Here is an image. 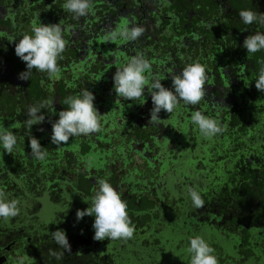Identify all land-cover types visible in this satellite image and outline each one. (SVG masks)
Segmentation results:
<instances>
[{"label": "flooded vegetation", "instance_id": "1", "mask_svg": "<svg viewBox=\"0 0 264 264\" xmlns=\"http://www.w3.org/2000/svg\"><path fill=\"white\" fill-rule=\"evenodd\" d=\"M231 1L92 0L94 14L76 19L73 14L62 9L65 0H0V33H7V36L0 37V111L11 108L10 115L0 112V126L7 128L13 124L17 125L11 130L17 136V146L24 147L27 152L22 156L14 147L13 153L9 154L0 146V157L3 159L0 161V189L6 192L9 199L21 201L19 216L8 222L0 219V264H13L17 255L25 254L31 258L26 264H161L156 255L174 253L183 243L168 247L166 251L165 247L154 246L157 240L153 233L158 235L162 229L168 230L170 221L167 217L170 216L176 222L180 215L183 220L176 231L178 236L184 231L189 234L187 238L195 235L204 237V224H207L208 227H216L219 233L226 234L225 236H228V231L235 233L238 239L241 238L235 244L237 247H264V217L253 219L241 203L242 195H248L253 189L260 187V184H264V132L261 146L255 147L254 138L249 137L247 145L240 148L244 154L240 153L238 163L234 167L235 179H231L233 181L230 187L223 184L225 190H230V193L221 197H218L212 188L215 181L219 182L217 176L213 175V168L220 165L218 158L214 159V163L212 159H208V163H211L209 169L206 170V165L201 167L202 172L200 171L196 178L201 162L198 160L196 172H186L184 164L179 162L184 155L181 153L183 146L175 148L179 144H169L168 148L173 150L168 155L160 154L162 159H159L163 161L157 160L152 170L143 168L124 180L127 172L122 165L111 163L103 151V145H94V135L70 137L68 144L61 147L51 143L52 127L49 120H57L59 111L67 109L68 106L63 103L66 97L76 96L85 88L93 92V85H96V77L102 67L98 59L104 61L106 55L110 56L111 52L120 58L127 56V59L142 53L148 59L153 54L146 45L159 40L166 43L161 51L156 50L160 52L159 56L169 52L168 54L176 53L178 57L174 59L175 65L170 68V78L172 73L180 72L186 63L199 60L204 64L205 60L214 56L211 59L212 65H206L208 77L214 78L210 84L207 83L209 79L207 80L206 96L200 103L207 101L210 107L204 111L205 114L220 121L223 114L217 115L214 111L219 107L217 103H220V107H227L228 102L240 105V90L244 87L252 88L255 84L254 76L251 77L252 81L245 80L246 69L252 65V58L242 45L244 39L255 34V29L259 27L256 23L245 25L239 16L244 7H239ZM255 1H258L257 4ZM259 1L261 0H249V7L245 9L264 11V5ZM34 19L37 24H62L68 45L63 59L58 61L62 70L59 79L49 80L46 73L35 69L29 80L22 81L18 78L19 74L27 69L25 62L15 54V43H18L23 34H32L31 23ZM119 24H127L129 27L141 26L144 33L136 41L123 42L120 48H116L111 42H105L103 37ZM173 35L176 38H172ZM9 37L16 40L10 42ZM103 49L108 52L106 55L102 54ZM199 53H203L201 61L197 58ZM219 56L220 63H215ZM91 59L94 61L91 62ZM71 64L72 68L77 67L79 70L80 66H84V72L81 74L85 79L83 83L72 80L69 69ZM169 64L167 62L165 67H169ZM109 70L113 71V68ZM222 73L226 78V85H223L221 77L217 78ZM41 80H44L43 85ZM100 83L105 85L102 81ZM212 88L217 90L215 95L209 92ZM233 88L239 91H234L233 94L230 90ZM48 99L54 104L53 108L41 110V114L45 115L44 123L28 129L24 124L28 108ZM214 105L216 106L213 107ZM253 105L256 108L262 106L261 103ZM17 109L20 110L19 113ZM242 122H246L247 126L253 124L252 121ZM41 128L43 131H40ZM232 128L239 130L240 122ZM244 130L246 129L242 127L241 132H245ZM30 135L37 138L42 147L48 150L44 161L52 162L51 164L42 165L41 162L44 161H36L35 169L33 165L30 166ZM193 136V132H188L185 138L190 141ZM75 141L79 148L80 144L84 143V149L74 148L75 144L69 146L70 142ZM191 151L193 152L192 146L190 157L192 155L193 158ZM96 152L100 153V156L93 164H101L98 167L93 165L91 169L86 168L83 159L95 156ZM185 152L189 155V152ZM66 160L69 162L64 163ZM161 165H164V168L169 167L168 171L166 169V177L164 174H157L163 168ZM176 169H180V172ZM204 171H208L212 176L208 177ZM115 174L120 176L119 179ZM100 178L107 179L121 194L122 199L131 203L127 210L135 225V232L133 238L128 241H95L92 228L95 217L85 216L77 221V210L90 206L96 180ZM199 179L205 181L201 182ZM166 182L169 183L166 185ZM188 187H194L200 192L205 201L202 209L197 210L192 206L190 198L186 196ZM141 201L146 203L144 208H140ZM155 213H161V217ZM58 229L65 231L71 245V253L65 252L59 260L49 254L50 250L64 251L51 236V233ZM246 231L254 234L249 236ZM165 242H168L167 239ZM226 259L230 260L225 256L224 260ZM224 260L219 264H229Z\"/></svg>", "mask_w": 264, "mask_h": 264}, {"label": "clouds", "instance_id": "2", "mask_svg": "<svg viewBox=\"0 0 264 264\" xmlns=\"http://www.w3.org/2000/svg\"><path fill=\"white\" fill-rule=\"evenodd\" d=\"M62 9L73 14L79 19L93 12L92 0H65ZM239 16L245 25L253 23L264 27V13L244 9L239 12ZM39 19V14H38ZM211 27V26H210ZM31 35L23 34L15 43V54L26 64V71L21 72L18 78L22 81L29 80L33 69L40 73H46L49 80L59 79L61 67L59 60L63 59L68 41L64 38V30L61 22L58 24H37V20L31 23ZM144 33L141 26L129 27L127 24H119L117 27L107 32L103 40L115 43L117 41L134 42ZM7 36V33H0V37ZM197 39L199 37H196ZM10 42L16 38L9 37ZM243 48L248 55L264 50V32L256 31L255 34L248 35L243 41ZM152 63L144 54L137 53L128 58L127 62L118 67L113 76L114 91L117 97L124 100H139L144 97L145 88L151 96L152 108L150 110L149 124H158L161 119L159 113L163 110L172 114L178 105H198L206 96V82L208 80L206 65L199 60L186 63L178 73L171 74L172 89L166 88L158 77H152L149 81L148 74L151 73ZM44 80H41V85ZM255 88L264 93V61L258 77L255 79ZM95 96L86 88L76 96H68L63 103L67 109L58 113L59 118L51 123V143L57 147L67 145L70 137L90 136L102 130V116L94 105ZM54 102L51 99L44 100L38 105L30 106L27 111V119L24 124L28 129L33 125L42 124L45 115L41 114L42 109L53 108ZM19 109L17 112L19 113ZM190 123L199 135L204 139H212L223 134L226 127L216 118L203 114L200 110L193 111L190 116ZM17 127L13 124L10 127L0 126V146L9 154H12L17 145V136L11 130ZM40 131H43L41 128ZM30 156L38 161L47 158L48 150L40 144V141L29 136ZM85 167L91 169L93 161L91 158L83 161ZM94 194L90 198V206L84 210L78 209L76 212L77 221L85 216H94L93 239L95 241H128L133 238L135 225L129 213L128 205L122 199L121 194L104 178L96 180ZM186 196L190 198L192 206L197 210L205 206V201L200 192L194 187L186 189ZM21 201L19 199H9L6 192L0 189V219L5 222L10 221L20 215ZM52 239L64 251L57 252L50 250V255L57 260L62 259L65 252L71 253V245L66 233L58 229L51 233ZM188 246L185 251L190 257L189 264H219L215 249L200 235L189 236ZM31 258L25 254L17 255L13 264H26Z\"/></svg>", "mask_w": 264, "mask_h": 264}, {"label": "rangeland", "instance_id": "3", "mask_svg": "<svg viewBox=\"0 0 264 264\" xmlns=\"http://www.w3.org/2000/svg\"><path fill=\"white\" fill-rule=\"evenodd\" d=\"M235 1H237V3ZM243 1H246V2L244 3ZM248 1L249 0H232L231 2L237 4L239 7H244V9H245L247 6L249 7ZM191 53H194V52H191ZM215 55L217 56L218 54L215 53ZM176 56H177V54L173 55V58H176ZM250 56H251L250 58H252L251 62H252L253 66L249 70H250V73L253 74L257 78L259 69L261 67V61H264V50H261L255 54H251ZM201 57H203V53H199L197 56V58H199L200 61H201ZM210 57H211L210 59L208 58L207 60L204 61V65H209V66L212 65L211 59L214 58V56H210ZM215 63H220V56L216 58ZM82 68H84L83 65H82ZM213 78H214V76H209L208 77L209 80L207 83L210 84L211 80ZM247 79L252 81L249 72H248L247 76H245V80H247ZM221 80L223 82V85H226L225 84L226 78L223 74H221ZM258 98L263 105L264 99L262 98V95L259 94ZM0 103H1V101H0ZM218 103H217V105L219 107L217 109H215L214 111L217 113V115L219 113L223 114V117L220 118L222 125H224L226 127V131L223 134H221L219 136L217 135L216 137H214L212 139H204L202 136L199 135L198 131H196L193 128L192 132L194 134V138L190 141H188L185 137L182 140H180L175 135H173L175 137V139H173L174 137L170 136V135H166L165 137H166V139L171 140V141H169L170 145L175 146L177 142L179 143V146H176L175 148L183 146V148L181 149V153H183L184 155L181 156L182 158L180 159L179 162H182V164H184L183 168L186 167V169H185L186 172H189V170L191 171V174L196 172V164H197L198 160L201 162V166H199V168H198L196 178L200 175L199 172L202 170V169H200L201 167H204L206 165V170L209 169V165L211 163H208V159H212L211 161H212V163H214V159L218 158V163L220 165L216 166V168H213V171L215 172V174H213V175L217 176V178L219 179V182L215 181L212 188H214L216 195L218 197H221L223 194L226 195V193L230 192V191H226V193H225V188H224L223 184H227L228 187H230L231 182L233 181L231 179L232 178L235 179L236 175L234 172V170H235L234 167L236 166V163H238V158H239L240 153H243L240 151L241 150L240 148H243V146L247 145L249 137L254 138L255 147L262 145V137H263V132H264V121H263L264 120V114H262V111H263V109H262L261 112H257L255 114H254V111L249 112L247 110V111L242 112V115H241L240 114L241 111L234 110V107H233L232 108L233 109L232 111L234 112L233 114L239 115L241 118V121H252V122H254L251 126L245 125L244 126V128L246 129V130H244L245 132H241V130L233 129L231 126L230 122H231L232 115H231V111H230L229 107H224V106L220 107V105H219L220 103L219 104ZM198 106H199V109L203 112L207 109V104L205 103V101L203 103H199ZM263 108H264V106H263ZM176 109L182 110L184 108H182V107H180V105H178V107ZM186 109H188L187 106H186ZM9 110L11 111V108H6L0 112L5 113L7 115H10ZM186 112H187V110H186ZM112 113H113V111H112ZM176 114H177V112L174 113V116L169 114V116H168L169 118L165 119V120L172 121L175 118ZM203 114H205V113H203ZM121 115H123V113L120 111L117 116H121ZM254 115L256 117H258L260 119V121H256V119L254 118ZM164 116H166V113L163 115V117ZM234 120L237 121L236 118ZM233 124H235V122H233ZM186 130H188V128ZM76 144H78L76 141L74 143L70 142L69 146L74 145V148H79V145L76 146ZM79 144H80V142H79ZM83 144H80L79 149H84ZM170 145H168V146H170ZM191 146L193 148V152L191 151V154L192 153L194 154V157H193L194 159L192 158V155L190 157ZM235 147L238 149L236 150ZM15 148L19 150V153L22 156L27 153L26 150H24V147H20V146L16 145ZM167 149L168 148H166L165 151H166V154L168 155V153L170 151H172L173 149H171V148L168 150ZM185 151L189 152V155H187L188 153H186ZM201 151H202V154H200ZM256 151H257V149H256ZM262 153L264 154V152H262ZM78 156H80V155H78ZM99 156H100V153L96 152V155L92 156L91 159L93 160V162L98 161L97 158ZM196 156L199 157V159ZM88 158H90V157H88ZM185 158H186V160H185ZM202 158H203V160H200ZM83 160H85V159H83ZM0 161H3L2 156L0 157ZM36 161L38 162V160L32 158L30 166L33 165V168L36 167ZM67 162H69V161L66 160L64 163H67ZM223 162H224V164H223ZM46 163L51 164L52 162H49V161L48 162L44 161L43 163L41 162L42 165H45ZM100 164H101L100 162L96 163L97 167ZM93 165L96 166L95 163ZM124 165L125 166L127 165L126 161H124ZM222 166L225 167L226 170H225V168H222ZM33 168H31V169H33ZM168 168L167 167L161 168L159 173H157V174L158 175L164 174L166 177L168 175L166 173V169L168 171ZM176 170L180 172V169H176ZM183 171H184V169L182 170V172ZM204 173L207 174L208 177L212 176V174H209L208 171H204ZM179 174L180 173H178V175ZM187 174L188 173H186V175ZM199 180L201 182L205 181V179H199ZM168 183L169 182H166V185ZM172 193H173V191L171 190L170 196L173 195ZM126 202H127L128 207H131V203L128 201H126ZM145 204H146L145 202L143 203L141 201L140 208H144ZM175 205H177V204H175ZM156 215L161 217V213L156 214ZM167 218H169V221H170V226L168 225V230H166L167 228L162 229L158 233V235L153 233L154 237H156V240H157L156 244H154V246L165 247L166 251H168L167 250L168 247H174L179 242H182L183 244L181 247H179L178 250H174V253L169 252L172 255H170V254L169 255H164V254L163 255H161V254L156 255L155 254V255H156L157 259L161 261V264H164L166 262H167L166 264H189L190 257L188 256V254L185 251L186 247L188 246L187 236L189 234H186V232H184V231L183 232L180 231L181 234L179 236L176 234V231H178V229L182 225L181 221L183 220L182 219L183 216L180 215V217L177 219L176 222L174 221V219H171L170 216ZM172 229H173V231H171ZM203 231H204V234H203L204 237L203 238L215 249L214 254L217 256L219 263L222 260H224L225 256H226V257L230 258V260L226 259L224 261L228 262L229 264H231L232 262L234 264H237V263L238 264H240V263L241 264H254V262H255L254 258L251 255H249V252H252L254 256H256L257 254H260V259H258L259 260L258 264H260L262 262V258L264 257V253H260V252L257 253V251L259 250V247H255L254 245H250V247L248 248V247H243V246L237 247L235 245V244H237L236 242H238V240L240 241V239H241L240 237L238 239V237L235 236V233L228 231V233H227L228 236H225L226 234H220L216 227H214V226L208 227L207 224H204ZM250 231H254V230H250ZM250 231H246L245 233H249L248 234L249 236L253 235L254 232L250 233ZM245 238L246 237H243V239H245ZM165 239H167V241H168L167 243L165 242ZM255 239H257V238H255ZM242 256H243V259H246V260L239 262L240 260L238 258L242 257ZM244 256H247V257H244Z\"/></svg>", "mask_w": 264, "mask_h": 264}, {"label": "water", "instance_id": "4", "mask_svg": "<svg viewBox=\"0 0 264 264\" xmlns=\"http://www.w3.org/2000/svg\"><path fill=\"white\" fill-rule=\"evenodd\" d=\"M172 38H176L175 35H173ZM122 43L123 41L111 42L116 48H120ZM164 45H166V43L162 40L154 42V44L146 45L147 49L153 54L148 58L152 63L151 73L148 74V77L150 82L152 77H158L166 88L172 89V81L169 73L172 72L170 68L175 65L174 59L178 57L176 56V58H173V55L176 53L168 54L169 52H167L166 55L162 54L159 56L160 52L158 51H161ZM100 52L102 51L100 50ZM107 53L108 52L103 49L102 54L106 55ZM127 60V56L120 58V56H117L114 52H111L110 56L106 55L104 61H99L98 59L102 67L96 77V85H93L95 88L92 92L95 96L94 105L99 113L103 115L101 120L102 130L92 134L95 136L94 145H103V151L111 163L117 164V166L122 165L127 172L124 180L129 178L132 173L140 172L143 168L152 170L157 160L159 162L163 161L160 160L162 159L160 154L163 155V153H166L165 149L168 148L169 141H171L166 139V135H175L182 140L186 137L187 133L192 132L194 128L190 123V111L188 109H186L187 113L184 112L185 109H176L170 114L174 116V113L177 112L172 121L165 120L169 118V113L162 110L159 113L161 121L158 124H149L152 101L147 87L145 88L144 97L139 100H124L117 97L114 91L113 76L116 69L123 66ZM93 61L94 60L91 59V62ZM167 62L170 63L169 67H165ZM72 67L73 65L71 64L69 69L72 80L83 83L85 79L83 78L84 75L81 74L84 72V68L80 66L79 70L77 67L75 69ZM110 68H113V71H110ZM164 68L166 69L164 71H167V73H164ZM76 69L79 71H76ZM101 81L105 85L101 84ZM205 103L208 106L207 101H205ZM182 104L183 102L179 104L180 107H182ZM187 106L192 107L193 111H196V105ZM213 107H215V105ZM120 111L123 115L117 116ZM165 113L166 116L163 117ZM187 128L188 130H186ZM173 139H175V137ZM176 144L179 143L177 142ZM124 161L127 162L126 166L124 165ZM161 167L164 168V165H161ZM115 176L117 179L120 177H118V174H115Z\"/></svg>", "mask_w": 264, "mask_h": 264}, {"label": "trees", "instance_id": "5", "mask_svg": "<svg viewBox=\"0 0 264 264\" xmlns=\"http://www.w3.org/2000/svg\"><path fill=\"white\" fill-rule=\"evenodd\" d=\"M263 1L264 0H261V1H259V3L264 5ZM257 2L255 1V4H257ZM261 10H263V9H261ZM262 13H264V11H262ZM256 26L260 28V29L256 28L255 29L256 31L264 32V27H261L259 25H256ZM252 66L253 65H251L250 68H252ZM250 68L246 69V73L248 74V72H249L250 76L252 77L254 75L250 73V70H249ZM222 74L224 75V73H222ZM234 74H235V72H234ZM220 77H221V75H219V77H217V78H220ZM246 81L249 82L250 80L247 79ZM232 85L234 86L235 84H232ZM228 86H229L228 88H230V85H228ZM230 90L232 91L233 94H234V91H239V90H235L234 88L230 89ZM209 92H211V93H213V95H215L216 94L215 92H217V90L212 88L211 90H209ZM258 93L260 95H262V98L264 97V93H262L260 91L258 92V90L255 88V84H254V86H252V88L251 87L250 88L249 87H244V89L240 90V95L241 96L240 97L238 96V100H239L238 102H240L239 103L240 105H236L234 103H229V102L227 103V105H228L227 107H229L230 111L232 112L231 113L232 118H231V122H230L232 127H234L238 122H240L239 130H241V128L244 127L245 125L247 126L246 122H242L241 121V118H240L239 115L233 114L234 113L232 111L233 107H234V110L241 111V113H240L241 115H242V112L247 111V110L249 112H251V111L253 112L254 111V114L257 113V112H261L262 111L263 105L260 108H256V106L253 105V103H261V101L258 98V95H259ZM235 95H237V93H235ZM183 105L184 104H182V108L184 107V109H185L184 112H186V106L187 105H184V106ZM209 107H210V105L208 104L207 109ZM188 110L190 111V116H191V112L193 111L192 107L189 106ZM196 110H199V107L197 105H196ZM202 113H205V112H202ZM235 118L237 119V122H235V124H233V121H235L234 120ZM254 118L256 119V121H260V119L258 117H256L255 115H254ZM259 186L260 187H258V188L256 187L255 189H253L252 192H249L248 195H246V193L244 195H242V200H241V203L243 204L245 211L248 212L249 214H251V217L253 219H255L257 217H260V216L264 217V184H260ZM234 190H235V188L233 189V191ZM226 191L227 190H225V193H226ZM228 191H230V190H228ZM243 191H245V190H243ZM229 193H227V194H229ZM259 252L260 253H264V247H259V250L257 251V253H259ZM249 255H251L254 258V261H255L254 264H258L259 263L258 259H260V254H257L256 256H254L252 252H249ZM244 257H247V256H244ZM239 260H240L239 262H242V261H245L246 259H243V256H242ZM260 264H264V257L262 258V262Z\"/></svg>", "mask_w": 264, "mask_h": 264}]
</instances>
